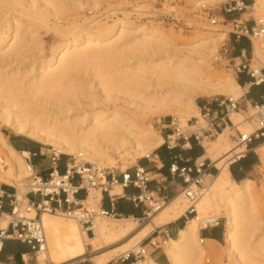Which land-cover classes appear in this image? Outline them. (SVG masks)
I'll return each mask as SVG.
<instances>
[{
    "label": "bare ground",
    "instance_id": "6f19581e",
    "mask_svg": "<svg viewBox=\"0 0 264 264\" xmlns=\"http://www.w3.org/2000/svg\"><path fill=\"white\" fill-rule=\"evenodd\" d=\"M221 1L225 0H194V3L198 6ZM100 4L101 0H0V156L7 168L5 181L17 189L19 204L27 203L26 192L20 187L29 175L24 160L29 153L12 148L2 127L49 145L59 153H80L84 161L98 168H112L116 158L131 157L135 161L151 157L165 142L150 123L145 126L148 118L145 110L168 111L185 124L188 119L199 117L197 96L244 91L234 75L207 72L218 43L227 37L224 31L201 32L187 39L185 47H176L180 40L172 39L158 26L133 23L126 12L124 18L114 19L113 23L99 19L87 27L76 20L64 26L48 24L49 17L58 18L84 6L92 10ZM252 8L257 12L255 20L264 21V0H253ZM21 17L26 18L25 22ZM41 27L52 28L61 39L50 48L47 58L38 32ZM252 44L253 58L264 62V32L252 39ZM126 51L152 56L117 68L102 66ZM83 70L79 78L75 76ZM248 114L252 119L253 112ZM230 120L236 127L234 136L255 129L254 121L247 120L239 111L233 112ZM230 129L224 128L203 144L204 156L198 162L209 158L217 173L209 182L205 181L198 194L197 214L188 218L177 236L164 244L170 264L205 263L199 227L217 221L220 204L226 218L228 259L222 264H264V233L260 232L259 216L257 220L255 183L250 178L238 182L231 177L230 162L243 150L237 143H230L233 136ZM255 150L264 166V141ZM111 190L110 195L122 194L119 184ZM100 197L101 193L88 194V200L98 201ZM182 198L179 192L169 199L138 230L134 218H109L110 223L96 218L92 225L83 228L74 219L58 217L60 213L42 212L38 221L44 229L45 241L37 251V262L63 264L88 260L108 264L126 255L156 228L182 217L186 211ZM209 209L215 213L210 215ZM28 213L30 218L36 216L32 207ZM7 227L8 220L0 224L1 230ZM259 237L252 244V239ZM141 264L158 263L147 254Z\"/></svg>",
    "mask_w": 264,
    "mask_h": 264
},
{
    "label": "built area",
    "instance_id": "2783aa9c",
    "mask_svg": "<svg viewBox=\"0 0 264 264\" xmlns=\"http://www.w3.org/2000/svg\"><path fill=\"white\" fill-rule=\"evenodd\" d=\"M202 7L204 8L205 6ZM246 9L247 5L243 0H229L223 6L225 15H239L238 17H232L230 20L232 35L237 39L247 38L252 43V39L259 37L264 32V21L257 22V20H253V23L250 24L247 20H243L242 16L245 14ZM207 11L209 22L216 25L217 16L214 12H211L212 9ZM221 49L220 55H216L215 60L217 62L227 61L225 65L232 62V70L235 75L246 73L250 78L242 86L244 88L242 96L239 98L221 95L214 96L209 102L199 107V117L188 119L186 125H181L177 118L171 117L170 134L166 136L168 149L174 148L179 142H182L183 146L189 145L191 139L203 146L206 141L213 139L224 128L229 127L228 121L231 122L230 115L241 109V101L252 87H264V66L255 71L251 69V58H248L249 54L244 50H241L237 57L229 58L226 45L223 44ZM236 59L240 61L236 63ZM247 103L245 101L246 109L248 107ZM249 103L254 111L252 119L255 129L252 133L238 132L234 136L235 142L243 150L234 160L240 159L251 151L254 141H264V95L261 96L260 102ZM200 119L204 124L200 123ZM61 156L62 153L51 148L49 153L51 166L46 178L42 177L35 169L31 162V155L24 156L26 169L29 172L26 184L27 191L25 193L27 203L24 205V210H22V205L16 199V189H14V194L0 190V211L2 209V196L10 199L11 206L8 227L4 230L0 229V250L5 240L14 239L30 245L31 249L37 252L45 241L44 229L38 221L42 212L60 213L67 218L76 220L83 228L92 225L96 218H120V215L114 209L119 195H110L109 191L115 184L121 185L122 188L132 186L139 190L138 194L128 195L126 198L135 206H144L143 218L140 219L142 221L160 210L168 200L160 195L159 189L150 188L149 184L153 179L143 167H127L123 170L98 168L84 161L82 155L77 153L66 158L64 163L65 170L61 173L58 170ZM146 158L153 164L156 163L151 157L147 156ZM205 160L201 163L196 160L193 167H179L176 164L169 166L171 177H178L183 182L180 190L188 202L183 215L185 222L189 217L197 214L195 203L198 192L192 187L203 189L205 181L211 180L213 177L212 164L210 160L205 163ZM98 189L101 193L100 199L98 201L88 200L89 191ZM81 191H83V197L79 198L77 195ZM105 193L111 209H106L101 205L102 195ZM28 196H30V199ZM31 207L36 212V216L33 218L25 215V213L30 211ZM218 225L219 222L217 220L213 224L200 228V230L217 227ZM170 237L172 236L169 230L162 225L156 228L141 243L137 244L130 252L117 260L121 264H126L127 262L128 264H141L146 255L150 254L146 250L147 247L153 250H163L164 244ZM63 264H77V262Z\"/></svg>",
    "mask_w": 264,
    "mask_h": 264
},
{
    "label": "rangeland",
    "instance_id": "374dc122",
    "mask_svg": "<svg viewBox=\"0 0 264 264\" xmlns=\"http://www.w3.org/2000/svg\"><path fill=\"white\" fill-rule=\"evenodd\" d=\"M229 0L221 1V2H215V3H208V2H203V4L196 5L194 3V0H101V4L94 7V9L89 10L86 6L80 7L77 10H71L64 12L63 14L59 15L58 18L54 17H49L48 24L53 26L55 23H59L60 25L64 26L66 25L69 21L76 20L80 26H85L87 27L89 24L99 20V19H106L108 20L109 23H113V20L117 18H124L123 14L126 12L129 15V20L132 21L135 24H145L147 26L155 25L161 28L164 32L168 33L169 36L172 39H178L181 41V43L176 44V47H185V42L187 39L192 38L193 36L205 32V31H224L226 32V39L218 43L217 46V52L215 55L219 56L221 53V46L224 44L226 45L228 52L227 56L229 58H232V53H231V48H230V36H232L231 30L232 27L230 25V20L232 17H238L239 15H225L223 12V6L226 2ZM245 4L247 5V9L245 10V14L242 16L243 20H247L248 23H253V20H255V15H256V9L253 10L252 8V3L253 0H243ZM205 6L204 8L202 7ZM209 9H212L211 12H214V14L217 16V28L213 27L214 25L211 24L208 20V11ZM123 12V13H122ZM260 12V11H259ZM25 17H21V20L25 22ZM50 27H41L39 28V37L42 41L43 47H44V55L47 58L49 54V50L52 46L56 45L58 42H60V36L57 34L58 32L54 31ZM93 32L96 31V29H92ZM243 38V37H242ZM247 39V38H246ZM12 40L9 41L11 43ZM252 43H250V53L249 57L251 58V69H254L255 67H263L264 62H260L259 60H256L252 56ZM152 55L149 53H140V54H135L132 55L130 52H123L121 54L116 55L112 61L108 60L102 64L104 68L110 69V68H117L121 65H128L132 64L133 62H136L137 60H145L146 58H151ZM215 57L210 58V65L207 68V72L209 74H231L234 75V72L232 70V62L229 64H226L227 61H220L217 62ZM240 60L236 59L235 62L238 63ZM84 69V68H83ZM90 70L87 69V72ZM85 70L80 73H76V77H80ZM243 90L240 89L236 94H230V95H222V96H233L235 98H238L241 94H243ZM103 94V93H102ZM118 94L115 92H112V95ZM215 95H210V96H197L195 99V102L197 104L198 101L202 99H208L211 100ZM217 96V95H216ZM252 108V107H251ZM249 108V112H253ZM241 112L246 116L247 120H252L249 117V114L245 113L246 107H242ZM145 114L148 116L146 120L145 126L150 123V125L154 128L156 132H159L160 134L162 133H168L170 134V119L171 117L177 118L180 122L181 125H186L183 124L179 118L178 115L170 113L168 111H160V112H150L148 110L144 111ZM231 117V115H230ZM193 119V118H192ZM200 123L204 124L203 121H200ZM229 127L232 129L229 130L230 134H233L235 132V126L228 121ZM1 131L5 135V137L9 134L11 135H19L7 128L2 127ZM222 132V131H221ZM22 137V140L29 139L23 135H19ZM231 136L232 141L230 142L231 144H236L235 138ZM216 137V136H215ZM214 137V138H215ZM213 138V139H214ZM7 139V137H6ZM165 143L167 144V138L165 137ZM211 139V140H213ZM34 141V140H33ZM210 141V140H209ZM8 142V141H7ZM263 141H258V144H261ZM39 143V142H38ZM257 144V145H258ZM40 145L44 148L43 151L45 155L43 156V165L47 166L49 163V158L48 155L50 153L51 146L49 145H43L40 143ZM256 145V146H257ZM55 150V149H54ZM57 151V150H56ZM156 149L153 151L155 153ZM152 152V154H154ZM256 153V151H255ZM151 154V157H152ZM69 155L62 153L61 159H66ZM117 163L115 166L112 168L114 169H126L127 167H131L132 165H136L138 161L140 160H145L147 163H150L153 165V162H150L147 160L146 157H141V158H136L134 161L133 158L129 157L127 160H122L116 158ZM157 161V164L159 165V162L157 158H155ZM87 161V160H86ZM104 167V166H103ZM122 167V168H121ZM107 168V167H105ZM0 172L4 173L3 175L0 174V184L4 185H9L5 181V173L7 172V168L4 166L3 158L0 156ZM212 172L213 176L217 173V169L215 166L212 164ZM157 177V176H155ZM248 178L253 179L255 183V188H256V211L258 213L257 215V220L259 218L260 221V227L262 234L264 233V166L258 160V166L256 167V170L253 174H251ZM210 180H208L209 182ZM207 182V183H208ZM206 183V184H207ZM24 186L20 187V189L24 190L25 192L27 191V179L23 182ZM11 186V185H10ZM193 188V187H192ZM198 194L201 192L202 188L200 189H195ZM96 193L100 196V191L99 190H91L89 193ZM181 192V190H179ZM182 199L184 203V209L187 207V200L184 198V195L182 194ZM32 198V197H31ZM172 198V197H171ZM169 197V199H171ZM168 199V200H169ZM167 200V201H168ZM166 201V202H167ZM26 202V201H24ZM23 202V203H24ZM22 205V210L25 208V204ZM210 215H213L215 212L212 209H209ZM218 212L220 215L217 217V220L219 222V225L216 227L217 229L220 230L222 234V239L219 243L213 244L212 249L215 251L216 255H206L204 257V264H222L228 262L227 256L225 254L226 252V243H225V229H226V218L223 214L224 209L223 206L220 204L218 208ZM25 213V212H24ZM26 216L29 217L30 213H25ZM58 215V214H56ZM259 216V218H258ZM58 217H62L63 219L70 220V218L65 217L64 215H58ZM1 223L0 224H6L7 220L9 222V217L6 218L4 215L1 217ZM124 218V217H122ZM127 218V217H126ZM190 218V217H189ZM99 220H104L107 223L111 222V218H97ZM121 219V218H119ZM146 223V220L142 221H136L134 220V226L135 230H138L141 228L144 224ZM202 228V226L199 227V229ZM199 237H202L199 233ZM175 238V237H172ZM259 238H253L252 239V244H255L259 241ZM164 247L163 250H156L155 253L159 255V257L165 258L164 254ZM147 252L150 253L152 250L151 248L147 247L146 248ZM264 252V249H263ZM38 256V253L36 252L33 260H35ZM118 259V258H117ZM116 260V259H114ZM113 260V261H114ZM209 260V262L207 261ZM79 262V261H77ZM86 263L90 262L88 260L85 261ZM91 263V262H90ZM45 264H48V262H45ZM167 264H170L167 262Z\"/></svg>",
    "mask_w": 264,
    "mask_h": 264
},
{
    "label": "crops",
    "instance_id": "0c3cea01",
    "mask_svg": "<svg viewBox=\"0 0 264 264\" xmlns=\"http://www.w3.org/2000/svg\"><path fill=\"white\" fill-rule=\"evenodd\" d=\"M230 48L233 57H237L241 50H244L248 54L250 53V42L246 38H235L233 35L230 36ZM238 84L242 87L244 83H247L250 78L246 73H240L234 76ZM243 88V87H242ZM264 95V87H252L249 92L244 96L241 101V108L245 107V101L248 102V107L245 110V113L248 114L249 108H251L249 102H260L261 96ZM208 99H202L197 102L198 107L202 106L206 102H209ZM240 113L241 110H239ZM163 138H165L168 133L161 134ZM7 141L9 145L17 151H27L31 155V162L34 165L37 172L44 178L48 176L49 168L51 166L50 160L47 166L43 165V156L45 155L43 151V147L37 141H33L31 139L22 140L19 135H7ZM165 140V139H164ZM258 141H254L252 143V150L246 153L240 159L234 160L230 162L229 170L231 173V177L233 180L241 182L247 179L251 174H253L258 166V160H260L259 155L257 152L255 153L256 147L259 145ZM257 145V146H256ZM156 154V155H155ZM156 156L159 165L155 158ZM204 156V146H200L196 141L191 139L189 145L183 146L182 142L177 143V145L172 148L168 149L166 143L164 142L160 147H158L154 154H152L151 159H153L156 163L151 165L147 163L145 160H140L134 166L143 167L147 172H149L150 177L153 181L150 182L149 186L153 189H159L160 195L169 199V197H174L179 193L183 182L178 177H171L169 173V166L171 164H176L179 167H193L194 162ZM49 158V155H48ZM205 163H208L210 160L209 158H204ZM66 159L59 160V167L58 170L63 173L65 170L64 163ZM157 176V177H155ZM114 187V186H113ZM112 187V188H113ZM111 188V189H112ZM14 186L9 185H2L0 184V190L14 194ZM109 189V191L111 190ZM115 190V189H113ZM112 191V190H111ZM117 192V190H116ZM115 192V193H116ZM17 193V189H16ZM139 190L135 187L129 186L122 188V194H118L119 196L116 199L114 209L115 212L120 215V218H134L135 220H140L143 218L144 214V206L137 205L135 206L132 204L126 196L138 194ZM79 198L83 197V191L79 192L77 195ZM30 199V196H28ZM2 209L0 211V223L1 217L6 214H9L11 210L10 206V199L6 196H2ZM101 205L106 209H111L107 194L102 195ZM188 220V219H187ZM186 220V221H187ZM184 217H180L178 220L165 224L166 228L169 230L172 237H176L178 231L184 226L185 224ZM159 228V227H158ZM203 228V227H202ZM199 233L202 237V244L205 248L206 255H216L215 251L212 249V245L219 243L222 239V234L219 229L216 227H209L205 230H199ZM156 250H151L149 256L157 261L158 264H167L168 259L165 255V258L159 257L158 254L155 253ZM164 252V251H163ZM36 251L32 250L30 245L21 243L14 239H7L4 241L2 249L0 250V264H38L37 259L33 260ZM165 254V252H164ZM24 256L27 258L24 259ZM209 262V260H208ZM77 264H93V263H86L85 261L77 262ZM108 264H121L119 260H114L109 262ZM128 264V262L126 263Z\"/></svg>",
    "mask_w": 264,
    "mask_h": 264
},
{
    "label": "trees",
    "instance_id": "16d2710c",
    "mask_svg": "<svg viewBox=\"0 0 264 264\" xmlns=\"http://www.w3.org/2000/svg\"><path fill=\"white\" fill-rule=\"evenodd\" d=\"M246 2H247V0H246Z\"/></svg>",
    "mask_w": 264,
    "mask_h": 264
}]
</instances>
